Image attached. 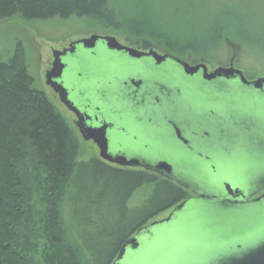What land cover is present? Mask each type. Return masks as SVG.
Wrapping results in <instances>:
<instances>
[{"label":"water","instance_id":"1","mask_svg":"<svg viewBox=\"0 0 264 264\" xmlns=\"http://www.w3.org/2000/svg\"><path fill=\"white\" fill-rule=\"evenodd\" d=\"M99 45L104 51H99ZM170 64L172 71L166 67ZM89 70L96 72L91 89L109 88L120 98L110 101L118 110L115 117L104 111L108 103L95 101L104 113L103 120L94 121L88 109L74 101L71 89L88 88L82 79ZM169 74L182 81V86L167 81ZM46 85L77 116L75 126L81 138L98 147L101 160L154 173L197 197L177 205L167 218L140 229L113 264H124L136 252L142 256L140 264H157L156 243L167 239L169 250L180 248L178 242L173 245L174 234L157 237L154 230L173 223L182 229L175 231L178 241L186 233L185 226L199 230L210 243L246 238L264 229V78L249 81L234 67L210 72L203 63L191 65L171 55L122 45L114 37L92 35L53 52ZM146 89L160 101H145L144 107L136 109L133 102ZM135 91V97H130ZM167 101L173 102L169 105ZM176 113L179 118L173 117ZM233 164H245L248 169L237 177L234 168L230 169ZM223 170L226 177L242 183L225 179L215 186L213 181ZM255 194L262 196L249 202ZM184 247L191 246L185 243ZM224 248L217 253L228 256L220 255L207 264H264V236L249 246L237 243ZM180 264L201 263L188 260Z\"/></svg>","mask_w":264,"mask_h":264},{"label":"trees","instance_id":"2","mask_svg":"<svg viewBox=\"0 0 264 264\" xmlns=\"http://www.w3.org/2000/svg\"><path fill=\"white\" fill-rule=\"evenodd\" d=\"M114 1L0 0V20L89 18L106 31L124 27L181 60L186 51L212 52L222 40L234 41L219 19L207 26L213 44L184 38L207 0H191L185 10L180 0H152L153 6L127 0L135 12L152 6L133 22H125ZM79 151L77 131L34 86L22 48L9 61L0 59V264H40L41 254L42 264H113L140 229L190 198L166 178L97 156L78 160ZM141 193L142 202L131 207Z\"/></svg>","mask_w":264,"mask_h":264},{"label":"rangeland","instance_id":"3","mask_svg":"<svg viewBox=\"0 0 264 264\" xmlns=\"http://www.w3.org/2000/svg\"><path fill=\"white\" fill-rule=\"evenodd\" d=\"M125 1L127 0L114 1L115 5L122 8L123 16L127 17L125 22H133L135 18H140L141 12L142 14L148 13L153 6L152 0H150L152 6L144 3L147 10L143 5L138 8L141 12H135L131 8L126 7L124 3ZM180 1L183 2L180 7L181 10L194 6V3L191 2V0ZM198 5H200V3H198ZM205 5H207L206 8L203 6L199 7L198 11L200 12L195 14L194 22L188 23L184 38L195 43H202L203 45H206L205 43L213 44V40H211V34L213 35V31H211L212 28L209 27L219 19L221 24L226 25L229 28L231 39L234 41L231 43L222 40L225 45L219 44V48L212 52L196 54L194 52L186 51L183 55V60L191 65L206 64L210 72L220 67H234L235 69L242 71L249 81L264 78V0H207ZM201 9L203 10L201 11ZM219 10H221L220 13ZM218 13L219 15H217ZM183 14L179 15V17H184ZM201 24L205 25V27ZM207 26L209 27L207 28ZM92 35L114 37L122 45L133 47L134 49L141 51L148 52L153 50L161 55L165 54L162 49L159 50L160 48H157L158 46L155 45V42L138 38L137 36L130 34L128 29L124 27L117 31H106L101 28L96 21L89 18H71L66 21L57 19L45 22L26 21L21 18H12L9 20H0V59L2 61H9L13 57L15 51L18 48H22L29 75L34 80V86L47 95L66 122L71 127L75 128V116L61 103L56 93L46 85V73L52 66L54 51H62L67 48L71 42L90 38ZM100 49L104 51L102 45H99V51ZM145 63L149 62L145 61ZM169 66L173 67V65L170 64L166 66L169 71H172V67ZM171 73L172 72H170V74ZM170 74L166 80L181 87L183 82L173 80ZM222 107L224 108V106ZM216 109L220 111L221 107L217 105ZM92 156L100 158L99 149L92 142H86L80 137L78 160H87ZM230 169H233L236 176L240 177V172H246L248 167H246L245 164H233L230 166ZM224 174L227 176L226 170H223L220 173V178H216L217 180L213 181L215 186L220 182L218 180L225 179H230L231 183L236 185L242 183L235 177H226ZM260 176L261 174L252 179H257ZM142 195L143 193L138 196L135 195L130 206L137 207L143 200L141 197ZM169 213L170 211L163 213L157 220L160 221L167 218ZM154 230L155 233H157V237L167 233L174 234L173 245H176L178 242L180 247L177 249L174 248V250H169V245L166 242L167 239L160 243H156L158 245L157 257L155 260V262L158 261L157 264H169V262L180 264L187 263L188 260H190V262L196 261L201 264H207L211 261H215L220 255H222L217 252L221 250L225 251L224 247L231 245L234 246L237 243L249 246L251 243H254L264 236V229H257L256 232L249 234L246 238L234 237L230 238L228 242L216 240L215 242L210 243L207 241L208 238L203 233L195 228H192L191 230L189 226L184 227L186 233H184V236L178 241L176 237L177 233L175 231L182 230L179 223H173L172 226L159 227ZM185 243L191 247H184ZM131 255L132 256H130L124 264H140L142 256L138 254V252ZM222 256L226 257L228 254L225 253ZM38 259L39 263L42 264V254Z\"/></svg>","mask_w":264,"mask_h":264},{"label":"flooded vegetation","instance_id":"4","mask_svg":"<svg viewBox=\"0 0 264 264\" xmlns=\"http://www.w3.org/2000/svg\"><path fill=\"white\" fill-rule=\"evenodd\" d=\"M71 43H73V42H71ZM70 43V44H71ZM70 44H69V46H70ZM69 46L67 47V48H65V49H68L69 48ZM131 48H133V47H131ZM64 50V49H63ZM62 50V51H63ZM141 51V50H140ZM144 52H147V51H144ZM149 52V51H148ZM93 54V53H92ZM52 67V66H51ZM85 67H83V69H84ZM49 70H51V68L49 69ZM48 70V71H49ZM47 71V72H48ZM89 71H91V72H89L88 74L89 75H87V76H85L82 80H83V83L85 82V85H83V86H86L87 85V87L88 88H84V87H81V88H75V90L74 89H71V93L73 94V96H74V101H78V103L80 104V105H83V107H85L86 109H88V112H89V117L92 119V120H103L102 118H103V111H102V108L100 107V106H98L97 104H96V102L95 101H104L105 102V104L106 103H108L106 106H105V112H107L109 115H111V116H116V113H118V110H116L115 109V107H116V105L114 104V103H112V102H110V101H116L118 98H116L115 97V95L113 94V92L112 91H110V89L109 88H107V89H103L102 88V90H99V89H97L96 91H95V89H91V87H89L90 85H91V83L93 82V80H94V75L96 74V72L95 71H93V70H89ZM79 77H82V74L81 75H78ZM98 83H100V82H98ZM97 83V84H98ZM157 84V83H156ZM152 90H153V92L155 93V91H156V89L155 88H152ZM152 92V91H151ZM132 94H134V97H135V95H136V91L135 92H133V93H129V96L131 97V95ZM57 95V94H56ZM58 96V95H57ZM151 95H150V93H149V90H145V92L143 93V94H141L140 95V98H139V100H138V102H133V105H134V107L137 109V107H140V106H142V107H144L145 106V101H160L158 98H151L150 97ZM59 97V96H58ZM120 99V98H119ZM118 99V100H119ZM117 100V101H118ZM121 101V100H120ZM131 101H135L134 100V98H131ZM166 102V101H165ZM172 102L173 101H167V103H169V105L170 104H172ZM62 103V102H61ZM63 104V103H62ZM84 104H85V106H84ZM174 104H176V103H174ZM64 105V104H63ZM113 105H115V106H113ZM155 105H157L156 103H155ZM169 105H167V106H169ZM65 106V105H64ZM66 107V106H65ZM160 107H162L163 108V104L162 105H160ZM189 107H191V106H189L188 105V107H186V109L187 108H189ZM67 108V107H66ZM193 110V109H192ZM161 111H163V110H161ZM71 112V111H70ZM74 116H75V121H74V125H75V123L77 122V116L73 113V112H71ZM178 114L179 113H176V114H174L173 115V117H177V118H179V116H178ZM94 126H96L95 124H94ZM75 129H76V131H77V133H78V135H79V137H81L80 136V134H79V132H78V130H77V128H76V126H75ZM90 142H92V141H90ZM93 143V142H92ZM94 144V143H93ZM98 148V147H97ZM107 163V162H106ZM109 164V163H108ZM110 165H113V164H110ZM113 166H117V165H113ZM119 167V166H118ZM122 168H124V167H122ZM129 169H134V168H129ZM136 169V168H135ZM175 183V182H174ZM184 189V188H183ZM184 190H186V189H184ZM189 194H190V198L191 199H196L197 197L194 195V194H192L189 190H186ZM262 196V194H255V195H253L252 196V198L251 199H249V202H252V201H254L255 199H258V198H260ZM173 210V209H172Z\"/></svg>","mask_w":264,"mask_h":264},{"label":"snow or ice","instance_id":"5","mask_svg":"<svg viewBox=\"0 0 264 264\" xmlns=\"http://www.w3.org/2000/svg\"><path fill=\"white\" fill-rule=\"evenodd\" d=\"M169 264H173V262H169Z\"/></svg>","mask_w":264,"mask_h":264}]
</instances>
